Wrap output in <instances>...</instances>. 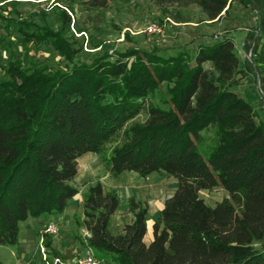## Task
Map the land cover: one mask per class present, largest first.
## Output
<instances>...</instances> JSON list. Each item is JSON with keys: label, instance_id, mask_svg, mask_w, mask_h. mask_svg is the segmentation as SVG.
<instances>
[{"label": "trees", "instance_id": "trees-1", "mask_svg": "<svg viewBox=\"0 0 264 264\" xmlns=\"http://www.w3.org/2000/svg\"><path fill=\"white\" fill-rule=\"evenodd\" d=\"M71 1L102 10L117 0ZM160 3L197 5L208 20L230 14L235 4L251 9L258 21L244 47L264 55V0ZM73 15L71 5L58 8L52 24L0 13L24 42L48 43L66 61L63 67H25L20 60L4 66L0 247L16 246L21 224L30 218L65 212L79 194V159L93 153L112 177L162 173L177 182L150 244L147 202L131 198L133 219L114 234L120 200L101 181L87 185L80 226L90 234L87 245L112 263L264 264V119L233 90L251 69L234 39L202 44L193 55L129 48L77 63L83 46L77 48L79 39L70 35ZM209 130L214 137L204 148ZM216 189L227 196L211 206L201 192ZM45 244L52 246L49 236Z\"/></svg>", "mask_w": 264, "mask_h": 264}, {"label": "rangeland", "instance_id": "rangeland-1", "mask_svg": "<svg viewBox=\"0 0 264 264\" xmlns=\"http://www.w3.org/2000/svg\"><path fill=\"white\" fill-rule=\"evenodd\" d=\"M70 5L74 14L70 35L73 34L79 39L77 48L83 46V52L75 59L77 63L91 62L94 54L98 52L122 53L129 48L157 50L166 56L179 52L193 55L200 45L213 44L230 35L236 43L241 61L251 66L247 75L233 90L249 100L264 119V55L244 47L247 34L255 30L258 21L251 9L235 4L230 14H223L219 20H208L197 5L188 8L163 6L160 0H117L102 10H88L80 1L73 3L71 0H0V13L15 19H27L41 24L48 21L52 24L57 23L58 8ZM14 10L21 15H17ZM44 11L47 12L45 16L42 15ZM152 22H158L162 26L161 34H147V28ZM7 25L8 23L0 19V80L5 78L4 66L16 60H20L25 67L33 64H47L50 67L65 65L64 58L48 43L43 46L26 43L13 26L9 25L8 29ZM231 26L235 29L231 30ZM251 44L252 48L256 44V49L260 45L256 41ZM205 67L211 68V64L207 63ZM204 137V148H207L212 143L214 132L206 131ZM161 175L152 174L150 179L157 193L165 198L173 194L177 182L165 174ZM226 196L223 189L201 192V197L211 206H215ZM17 246L18 244L0 247V263H9L13 259L12 252L18 249ZM95 254L103 264H114L109 256L96 250ZM48 258L49 263L54 264L55 258L49 254ZM41 264L45 263L41 261Z\"/></svg>", "mask_w": 264, "mask_h": 264}, {"label": "crops", "instance_id": "crops-1", "mask_svg": "<svg viewBox=\"0 0 264 264\" xmlns=\"http://www.w3.org/2000/svg\"><path fill=\"white\" fill-rule=\"evenodd\" d=\"M231 27V30L235 29ZM198 37L201 36L198 35ZM161 174L157 175L162 176ZM150 178V176L144 178L135 172H125L118 177H112L98 155L90 153L82 156L79 159L78 175L74 180L79 194L71 199L65 212L30 218L21 224L18 249L12 252L13 259L5 264H41V261L47 264L40 251V232L51 223L59 226L60 235L58 237L49 236L52 242L51 247L46 246L49 256L53 259L60 257L64 264H75L85 252L87 248L85 238L90 235L80 226L84 219V196L87 192V185L96 181H101L105 190L114 193L120 200V208L111 222V231L114 234H118L133 219L128 210L131 198L147 202L149 208L148 233L145 242L150 244L154 239V224L161 216L166 199L171 196L161 197Z\"/></svg>", "mask_w": 264, "mask_h": 264}, {"label": "built area", "instance_id": "built-area-1", "mask_svg": "<svg viewBox=\"0 0 264 264\" xmlns=\"http://www.w3.org/2000/svg\"><path fill=\"white\" fill-rule=\"evenodd\" d=\"M163 32L162 26L158 22H152L147 28V34L151 36L159 35ZM60 235V228L56 223L49 224L44 230L40 232V251L43 255V260L49 263L47 248L45 244V239L47 236L58 237ZM89 236H86L85 240L88 241ZM54 264H63V261L60 257L55 258ZM76 264H103L96 254L95 250L87 245V248L83 255L77 259Z\"/></svg>", "mask_w": 264, "mask_h": 264}]
</instances>
